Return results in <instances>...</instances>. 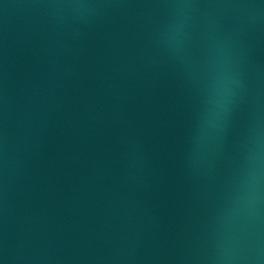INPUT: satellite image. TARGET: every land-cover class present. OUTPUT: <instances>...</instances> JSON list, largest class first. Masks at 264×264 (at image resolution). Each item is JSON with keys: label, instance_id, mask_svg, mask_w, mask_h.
<instances>
[{"label": "water", "instance_id": "water-1", "mask_svg": "<svg viewBox=\"0 0 264 264\" xmlns=\"http://www.w3.org/2000/svg\"><path fill=\"white\" fill-rule=\"evenodd\" d=\"M0 264H264V0H0Z\"/></svg>", "mask_w": 264, "mask_h": 264}]
</instances>
